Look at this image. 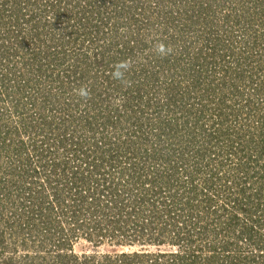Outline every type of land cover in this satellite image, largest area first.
<instances>
[{"label": "rangeland", "instance_id": "374dc122", "mask_svg": "<svg viewBox=\"0 0 264 264\" xmlns=\"http://www.w3.org/2000/svg\"><path fill=\"white\" fill-rule=\"evenodd\" d=\"M69 1L0 0V264H264V0Z\"/></svg>", "mask_w": 264, "mask_h": 264}, {"label": "trees", "instance_id": "16d2710c", "mask_svg": "<svg viewBox=\"0 0 264 264\" xmlns=\"http://www.w3.org/2000/svg\"><path fill=\"white\" fill-rule=\"evenodd\" d=\"M87 5H89L88 3H86V7H83V8H81L80 6H79V0H70L69 1V3H67V11H66V17H67V15H73V16H76V13H77V10H79V12H78V14H79V16H81V19H80V23L82 24L83 22H86L87 21V19H89L88 17H87V15L85 14L86 12H84L85 11V9L87 8ZM85 8V9H84ZM90 8V7H89ZM68 9H70V12H68ZM75 11V12H72V11ZM80 11H83V12H80ZM60 36V35H59ZM61 37V36H60ZM63 44V43H62ZM60 46L61 45H59V49H60ZM64 49V48H63ZM62 52H65L64 50H62ZM95 61H97V63L99 64V65H103V61H101L100 59H98V58H95ZM138 171H136L135 173H137ZM167 179H169V177H165L163 180H162V182H164L165 183V181H167ZM231 190H233V188H231ZM237 193H240V194H243L244 193V190H238L237 191ZM235 195L236 196H240V195H237L236 194V192H235ZM247 202H244L243 204H242V206H241V208H239V210H237V211H235V212H233L234 214H235V216L234 215H231V217L230 218H232V219H235V218H239L243 213H245V212H247L248 211V207H247ZM237 207V206H236ZM84 212V215L86 214L87 216H89V214H88V212L89 213H91L90 211H83ZM81 212H77V214H80ZM231 213V212H230ZM83 214H81V217H83L84 216ZM76 217V216H75ZM92 224H94L95 223V221H92L91 222ZM98 224H103V222H101V223H98ZM97 224V225H98ZM185 227H187L188 229H189V226H185ZM223 228H225L224 226H222ZM226 229H229L230 230V228H226ZM196 234H197V232H196V230H195V228H192L191 227V231H189L188 233H187V235L185 236V235H183L184 236V238H185V240L187 239V242L185 243L184 241H182L184 238L183 237H181L180 239H176V246H177V250H178V252L176 253V254H172V256L171 257H174V258H177V257H179V256H176V255H178L179 253L181 254L182 253V251L183 250H188V251H190V253L193 255V253H195V251H194V248H193V243H195V236H196ZM178 235H180L181 236V234H179L178 233ZM188 242H190L191 243V248L189 247V245H188ZM152 243H156V244H166V243H168V244H171L170 242H168V240L167 239H165V237L162 239L161 237H159V238H157V239H154V240H152ZM184 245H186V247L184 246ZM211 247H212V249H213V246L210 244V245H207L206 246V248L208 249V250H210L211 249ZM224 249H228V245L227 244H225V247H224ZM214 250V249H213ZM215 252V251H214ZM179 254V255H180ZM214 254V253H213ZM213 254H207V255H205V256H203V261H204V264H226V258H223L222 256H219V253L217 254L216 253V256H215V254L213 255ZM121 257H123L124 258V260L126 259V258H128V256H126L125 254H123ZM134 257H136V258H139V257H141V256H137V255H135ZM152 258H150L151 260H149L148 259V261H150V262H152V261H156L155 259H157L158 261H159V264H161V259H163V260H165V258H166V256H165V254H157L155 257L154 256H151ZM193 257V256H192ZM216 257V258H215ZM136 258H134V262H135V264H140V261H138V259H136ZM170 258V257H169ZM221 258H223V259H221ZM215 259H218V261H216ZM147 260V259H146ZM121 262H124V261H121ZM131 262H133V259L131 260ZM129 264V263H128ZM157 264V263H156ZM196 264V263H195Z\"/></svg>", "mask_w": 264, "mask_h": 264}, {"label": "clouds", "instance_id": "9594fccd", "mask_svg": "<svg viewBox=\"0 0 264 264\" xmlns=\"http://www.w3.org/2000/svg\"><path fill=\"white\" fill-rule=\"evenodd\" d=\"M155 48H156V52L161 56L167 55L171 52V49L167 48L163 43L157 44L155 46ZM129 67H130V64L127 61H123V62L118 63L115 66V71L112 73L113 77L115 79L122 80L123 76H124V72L127 71L129 69ZM74 91H75L76 95H78L82 99H88L90 97V91L84 87H81L79 89H75Z\"/></svg>", "mask_w": 264, "mask_h": 264}, {"label": "built area", "instance_id": "2783aa9c", "mask_svg": "<svg viewBox=\"0 0 264 264\" xmlns=\"http://www.w3.org/2000/svg\"><path fill=\"white\" fill-rule=\"evenodd\" d=\"M79 2H80V0H79ZM86 1L84 0V1H82V4H84V5H86ZM157 245V246H156ZM161 245H164V244H156V243H152V244H149V245H147V246H144L145 248H143L142 250H140V254H142L143 256H141V257H144L145 258V260L147 259H149V260H151L150 258H152L151 256H156L157 254H166V253H164L163 252V250H161ZM140 246V245H139ZM151 246V247H150ZM152 247H158V249H159V251H156V248H155V250L152 248ZM175 247H177V246H175ZM170 248H172V247H168L167 249H168V251H170ZM176 249H178V248H176ZM174 252H177V250H175ZM120 255L119 256H122L123 254H125L126 256H128V258H126L125 260H127V261H129V264H135V262H134V258H136V257H134L135 255H137V256H140V255H138V253L136 254V253H132L131 251L130 252H127L126 250L124 251V250H122V251H120ZM173 254H176V253H173ZM133 259V262H131V260ZM137 259V258H136Z\"/></svg>", "mask_w": 264, "mask_h": 264}]
</instances>
